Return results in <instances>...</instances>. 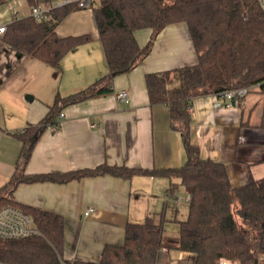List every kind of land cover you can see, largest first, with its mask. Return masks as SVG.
Returning a JSON list of instances; mask_svg holds the SVG:
<instances>
[{"label": "crops", "instance_id": "1", "mask_svg": "<svg viewBox=\"0 0 264 264\" xmlns=\"http://www.w3.org/2000/svg\"><path fill=\"white\" fill-rule=\"evenodd\" d=\"M7 1L0 4V26L31 16L35 5L50 11L64 4V0H13L18 9L14 14L7 9ZM56 32L61 37H90L58 67L21 52L6 41L5 33L0 34V189L18 167L23 142L14 133L41 123L57 94L81 91L109 71L92 8L71 11ZM151 34V29L136 31L141 45ZM197 61L188 25H167L151 53L131 71L114 78L111 92L56 111V123L40 135L25 172H67L103 164L149 169L184 166L187 152L181 132L171 127L167 105L150 103L145 76ZM123 90L130 95L127 103L117 98ZM190 111V139L201 157L224 162L235 186L264 177V97L259 90L251 89L236 108L214 107L212 94L200 95L193 99ZM171 182L176 188L169 195ZM177 193L184 195L182 209ZM13 196L21 203L65 217L66 260L98 259L105 243L124 241L129 221L140 222L149 215L156 220L163 217L166 229L170 221L187 217L190 203L180 178L165 175L127 179L105 173L63 183L21 182L14 187ZM89 207L94 211L86 215ZM194 263V255L185 251L164 248L159 253L158 264Z\"/></svg>", "mask_w": 264, "mask_h": 264}, {"label": "trees", "instance_id": "2", "mask_svg": "<svg viewBox=\"0 0 264 264\" xmlns=\"http://www.w3.org/2000/svg\"><path fill=\"white\" fill-rule=\"evenodd\" d=\"M6 0H0V4ZM34 2L35 0H30ZM78 2L51 9L38 21L33 15L15 19L6 26L5 39L14 47L51 66L88 35L61 37L56 28ZM109 71L95 83L66 96L57 94L46 118L14 134L22 140L17 170L0 189V207L15 205L28 211L39 226L37 235L7 239L0 237V259L19 264H158L162 249L191 253L194 264H257L264 254V177L245 184H232L227 166L220 160L203 158L190 139L191 105L195 97L220 94L238 87L258 86L264 94V9L259 0H99L92 3ZM185 22L198 61L145 76L151 104L168 106L170 124L181 132L187 152L184 166L142 168L103 164L96 168L67 172L28 174L26 165L40 135L56 122V111L86 98L111 92L114 78L139 65L152 51L158 34L167 25ZM151 29L141 45L136 31ZM178 77L179 84L173 85ZM264 128V113L261 122ZM110 173L127 179L135 175H165L180 178L190 194L188 215L179 220L177 236L165 233V219L149 215L129 221L122 243L107 242L96 260L64 259L65 217L56 211L17 201L14 187L21 182H69L85 176ZM176 188L171 182L169 195ZM238 217L245 227L241 226Z\"/></svg>", "mask_w": 264, "mask_h": 264}, {"label": "built area", "instance_id": "3", "mask_svg": "<svg viewBox=\"0 0 264 264\" xmlns=\"http://www.w3.org/2000/svg\"><path fill=\"white\" fill-rule=\"evenodd\" d=\"M78 2L80 8H92V0H64L65 3ZM264 9V0H259ZM7 9L12 13L17 14L18 9L13 0L6 2ZM48 10L41 6L35 5L32 8V15L38 20L43 21L48 18ZM6 31V25L0 26V34H4ZM251 88L238 87L231 88L222 91L220 94L213 95L214 107H227L236 108L243 103L248 96ZM117 98L120 102H129V92L123 90L117 94ZM64 113H60V118H63ZM241 140H245V137L241 136ZM94 211L93 207H89L85 212L86 215ZM41 232L39 226L35 222L33 216L26 210L17 207L15 205H4L0 207V237L7 239H19L37 235ZM0 264H19L16 262L6 261L0 259ZM63 264H72L63 260ZM220 264H236L229 259H222ZM257 264H264V254H261L258 258Z\"/></svg>", "mask_w": 264, "mask_h": 264}, {"label": "rangeland", "instance_id": "4", "mask_svg": "<svg viewBox=\"0 0 264 264\" xmlns=\"http://www.w3.org/2000/svg\"><path fill=\"white\" fill-rule=\"evenodd\" d=\"M96 1H99V0H96ZM179 84V79H178V77H177V83L176 84H173V85H178ZM252 90H259L260 92H261V90L259 89V87L258 86H255V87H252L251 88ZM262 93V92H261ZM263 94V93H262ZM263 97H264V94H263ZM177 196L179 197V200H180V203L182 204L181 205V209L183 208V194L182 195H180L179 193H177ZM180 197H181V199H180ZM238 220H239V222H240V224H241V226H243V227H245V224L242 222V220H241V218L240 217H238ZM166 232H167V234H169V235H173V236H177L178 235V233H179V223L177 222V221H170L169 222V227H166ZM165 232V233H166Z\"/></svg>", "mask_w": 264, "mask_h": 264}]
</instances>
